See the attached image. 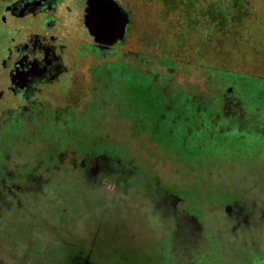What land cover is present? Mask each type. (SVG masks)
Instances as JSON below:
<instances>
[{"label":"rangeland","instance_id":"1","mask_svg":"<svg viewBox=\"0 0 264 264\" xmlns=\"http://www.w3.org/2000/svg\"><path fill=\"white\" fill-rule=\"evenodd\" d=\"M28 1L31 0H22L20 5ZM111 1L117 3L125 16V34L114 42L101 41L109 46L125 39L132 14L127 8L133 12L135 33L139 39L141 33L149 32L151 41L137 40L134 45L120 49L119 55L90 52L81 59L77 70L74 68L72 75L63 81L59 93L44 99L38 113L31 114L24 110L25 116L19 115L23 122L16 128L11 127L12 132L21 137L32 130L38 120H49L50 108L57 113L53 117L55 119H59L60 110H68L78 103L84 110L91 97L90 82L94 65L110 62L113 65L123 63L132 69L139 65L142 80L147 82V77L153 79L149 83V92L159 96L165 104L159 113L163 119L159 124H164L162 133L169 129L170 125H165L168 122H164L169 114L175 112L185 117L182 110H173L177 101L172 95H177L181 101L183 94L189 93L198 104V116L210 110L211 123L215 130L221 132H227L225 121L240 126L247 133L246 142H255L256 149H252L249 155L247 151V156L241 154L240 159L223 156L215 159L214 163L205 161L200 165L193 161L180 162L177 155L172 154L174 158L170 156L160 141L152 143L150 134H141L139 142H146L144 148L139 153L125 154L126 160L123 161L111 154H83L74 147L70 138H66L56 155L55 164L47 166L45 173L53 174L64 166L73 165L85 169L93 186H64V190H60L62 194L58 195V217L55 220L44 215L36 218L38 221L32 227L26 223V217L20 216L22 212L17 211L19 218L14 217L15 220L7 222L4 227L0 225L1 229L6 227L1 230L0 264H88L82 256L71 259L69 249L75 252L83 243L76 237L73 239L74 234L79 237L92 235L90 238L94 242L95 257H103V262L107 261L105 264H123L117 258L124 255H128L126 261L138 258L146 261L145 264H193L191 251L196 254L194 263L201 264L205 260L204 254H197L196 251L208 241L205 239L208 234L204 233L203 225L195 217L178 210L179 199L165 191L159 179L166 187L180 194L194 185H202L206 189L209 185L212 188L209 190L211 200L203 207L206 216V220H203L208 222L217 236L215 239L211 236L209 244L218 243L220 248L222 245L223 258L235 261V257L242 256L248 248L263 251L264 0H120L127 8L116 0ZM172 1L173 5L167 4ZM94 2L96 0H92L93 6ZM92 4L87 26L97 36L93 32L96 18L92 16ZM144 54L150 59L142 60ZM137 60L141 61L137 64ZM244 89L248 97L241 93ZM108 103L107 108L97 114L125 116L124 106ZM173 117L171 115L170 118ZM173 126L174 123L170 129ZM180 129L177 135L181 139L185 137V131L182 125ZM188 129L197 131L198 128L188 124ZM122 134L131 136L128 131ZM199 136L182 142L181 147L187 146L188 150L194 151L201 142V139H197ZM131 143L139 145L137 140ZM201 149L210 152L212 147L204 146ZM177 151H182V148L177 147ZM134 158L149 161L159 177L148 176L134 167L131 163ZM5 170L3 177H9L10 181L0 184V222L1 212L16 207L25 190L39 192L51 178L36 172L23 176L8 167ZM102 173L105 176L98 184L96 180ZM128 175V182L132 186L141 187L136 191L139 199L124 197L125 193H129L124 188L127 181L114 183L113 177L120 180ZM222 192L226 199L221 196ZM72 194H77L78 210H75L74 201L68 202ZM209 194L201 195V200L207 199ZM230 196L234 201L240 200V203L243 198L250 201L246 205L241 203L243 207L233 205L227 210L219 208L230 200ZM65 209L69 212H65ZM162 216L171 219L169 227H175L174 234L168 230ZM30 217L33 218L34 214ZM67 221L72 223L66 224ZM249 227L263 232L249 233ZM61 236L72 237L73 241L58 244L63 241ZM90 238H87L88 244ZM216 256L217 262L219 258ZM240 263L245 264L244 261Z\"/></svg>","mask_w":264,"mask_h":264},{"label":"flooded vegetation","instance_id":"2","mask_svg":"<svg viewBox=\"0 0 264 264\" xmlns=\"http://www.w3.org/2000/svg\"><path fill=\"white\" fill-rule=\"evenodd\" d=\"M116 1L124 6L122 1ZM21 2L22 0H0V114H2L3 119V122L0 123V175L2 176L0 177V184L10 181L9 177H3L6 174L5 168L7 167L11 171L17 170L23 176L31 174L30 172H36L51 178L45 185L46 189L43 187L39 192L25 190L26 192L24 191L21 195L19 203L15 204L16 207L6 208L1 212L0 225H3V227L7 222L15 220L14 217L19 218L20 216L26 217V223L31 226L38 221L36 218L44 215L51 218V220H55L58 217V195L62 194L60 190H64V186H75L76 188L93 186L85 169L73 165L64 166L53 174L45 173L47 166L55 164L56 155L61 151L62 142H65L66 138H70L74 147L83 154L93 156L111 154L114 158L124 161L126 160L124 153H139V148H144L146 142H143L142 147L141 145L139 147L131 141L137 140L138 143L141 134H147L146 131L149 126L153 127L155 125L158 131H163L164 128V124L162 126L159 124L162 119L159 113L165 104L162 103L159 96L153 93L151 95L149 92L151 89L149 83L153 79L147 77L146 84L142 80L143 78L139 76V65L138 68L132 69L127 65H123V63L113 65L110 62H105L100 66L94 65L90 82V86H92L91 97L84 110L81 109L78 103L72 105L68 110H60L59 119H55L53 117L57 113L50 108L51 118L49 120H38L34 128L28 130L21 137L14 134L11 127L16 128L23 122L19 115L24 117V112L38 113L44 99L48 95L54 96L59 93L63 81L72 75L74 68L77 70V66L84 56L92 51H95L98 55L103 52L107 56L113 53L119 55L120 49L125 48L127 45H134L137 40H147L149 42L152 39L149 32L141 33L142 36L139 39V36L135 33L137 31L133 12L125 6L132 13L131 23L127 29L125 39L107 46V43L104 44V42L97 39V36L93 35L87 26V17L91 12L92 0H31L20 5ZM144 55L145 57L142 60L148 57V55ZM140 61L137 60V64ZM128 74H132V79L138 81L140 85L142 83L146 84L143 87L147 90V95L150 98L146 97L148 102L144 101L141 104L148 106L149 109L142 116L137 115L134 109L132 111L129 106L130 103L124 98L129 95V92L124 90L123 87V81L128 77ZM236 87H238V84H236ZM241 93L246 95L245 89ZM136 95L138 94L135 93L133 96ZM189 95V93H184L181 101L177 99V95H172V98L176 97L177 101V104L173 106V108L175 107L173 110H182L185 116L183 117V115L173 111V114H169L167 119H164L167 120L164 122H168L165 125L171 126L174 123L173 129H170L169 126V129L166 130L169 137L176 139L173 143L187 142L193 136L202 135L200 136L202 141L200 148L211 146L214 151H218L219 146L222 145L228 151L227 153L235 152L238 148L233 147L230 140L237 136V138L245 140L248 138L246 131L243 132L240 126H235L229 121L224 122L227 132L215 130L214 125L211 123L210 110L199 113L198 116V104ZM108 102L124 106L125 116L118 117L114 113L111 116L97 114L98 111L107 108ZM171 115L174 117L170 118ZM124 121L127 123L126 126L123 125ZM111 122H116L115 129ZM150 123L153 124L150 125ZM195 123L196 126H194ZM188 124L193 128H198L197 131L189 130ZM180 125L183 126V131H185V137H181V139L177 135L181 132ZM123 127L131 134L129 142L123 141L119 135ZM141 128H147V130L141 133ZM151 142L155 143L154 139H151ZM225 144H228V146L226 147ZM131 163L146 175L159 177L154 171V165L149 161L134 158ZM74 174L77 176H74ZM103 175L105 176L104 173L98 175L96 180L98 184ZM129 177L128 175L125 178H120V180L113 177L114 183L119 181L126 183L127 181L124 188L129 193H125L124 197L139 199L136 191L140 190L141 187L132 186L128 182ZM159 180L165 191L170 192L179 199L178 210L195 217L203 225L202 229L205 231L203 232L208 234L205 238L208 241L204 240L206 241L205 245L198 247L196 251L197 254H204L205 260L201 264H241V261H244L245 264H252L251 260L253 258H255V262L258 261L259 264H264V250L261 251L260 248H248L242 256L235 257V261L230 258H223L222 245L220 248L218 243L209 244L210 239H212L211 236L214 239L217 236L214 229L208 225V222L204 221L206 220L203 212L204 202L198 204L193 200L195 199L193 195L177 193L166 187L161 179ZM44 191H46L45 196ZM190 191L193 190L190 189ZM76 195L72 194L68 202L74 201L75 210H78ZM249 201L243 198L241 203L246 205V202ZM241 203L240 200L234 201L233 197H230L228 202L218 206L227 210L228 207H233V205L243 207ZM151 205L153 204L151 203ZM17 211L22 212V214L18 216ZM24 212L25 214H23ZM65 212H69V210L65 209ZM32 214H34L33 218L30 217ZM163 218L168 230L174 234L176 232L175 227H169L171 219ZM67 223L69 222L67 221ZM5 228L1 229L0 227V238H3L1 230H5ZM207 228L209 229L207 230ZM235 228L233 227V229ZM251 231H254V233L263 232L257 231L256 228H251L249 233ZM77 236L79 237V235ZM72 237L75 239L76 235L74 234ZM72 237L64 238V236H61L63 241L58 242V244L63 243L65 245L66 241H73ZM88 237H76L83 243L80 245L82 247L75 252L67 247L71 253V259L72 257L82 256L87 259L88 264H101L104 259L103 257H95L94 242L90 238L91 242L88 244ZM131 250H129L130 254ZM190 253L194 255L192 262L195 264L196 254L192 251ZM216 255L219 258L217 262ZM126 256L128 255L118 256L117 261L123 264H145L146 262L138 258L126 261ZM174 256L177 257V253L174 252ZM109 259L111 258L109 257ZM106 262H103V264Z\"/></svg>","mask_w":264,"mask_h":264},{"label":"trees","instance_id":"3","mask_svg":"<svg viewBox=\"0 0 264 264\" xmlns=\"http://www.w3.org/2000/svg\"><path fill=\"white\" fill-rule=\"evenodd\" d=\"M167 4L168 5H171V4L173 5L174 2L172 1V3H170V4H169V2H167ZM127 76L128 77L123 81V87H124V90L129 92V95L125 96L124 98H126V101L128 103H130L129 106H130L131 110L132 111L135 110V113L137 115L142 116L143 113H147V111L149 109L148 106L141 104L144 101L148 102V99L146 97L150 98L147 95L145 88L143 87L147 83L145 82L146 84L143 83V84L140 85V83L138 81H135V80L132 79V76H133L132 74H128ZM135 93L138 94V95L133 96V95H135ZM142 97H145V98L141 100L140 98H142ZM153 123H155V122H153ZM111 124L113 125V128L115 129L116 128V122H111ZM152 124L150 123V125H152ZM123 125L126 126L127 123L124 121ZM194 126H196V125L194 124ZM146 130H147V128L146 129L141 128L140 132L142 133V132H144ZM125 131L127 132L128 130L123 127V129H122V131H120L119 135L121 136V139H123V141L129 142L130 137L128 135L122 134ZM146 132H147V134H150V138L154 139V141H160V144L162 145V147L167 148V151H168V153H170V156L173 157L172 154H174V156L177 155V158L179 159L180 162L185 161V162L189 163L190 161H193L195 163L198 162V163H200V165H202V163H204L205 161H208L210 163H214L213 161L215 159H217L219 157L222 158L223 156H227L228 158L231 157V159H234V157H236V159L237 158L240 159V157H242V156H240L241 154L247 156V153H246L247 151H248V155H249V152L252 149H256V147H254L255 146L254 145L255 142H253V143L252 142L250 143L248 141L246 142V139L244 140L242 138H237L238 137L237 136L235 138H232V140H230V141H232L231 145H233V147L236 146V148H238L236 150L237 152L235 151V152H232V153H227L228 151L226 149H224L222 145L219 146L220 149L218 151L217 150L214 151L213 149H210V152L209 151L208 152H203L202 149L199 147L201 145L202 141L199 144H197L198 146H197L196 149H194V151H190V150L187 149V146L181 147L184 142L183 143L177 142V144L173 143L174 140L171 137H169L166 133H164V132L162 133L161 130L158 131V129H156L155 125L153 127L149 126V128H148V130ZM258 136H257V138H258ZM197 139L199 140L200 136ZM191 140H192V138L188 139L187 142H189ZM138 143H139V145H136V146L140 147V145H141V147H142V141L140 140V142H138ZM262 144L264 145L263 142H262ZM225 146L227 147L228 144H225ZM177 147L182 148V151H177ZM141 149L139 148L138 151L140 152ZM237 153H240V154H237ZM125 154H127V153H124V156H125ZM232 154L234 156H232ZM235 154H237V155H235ZM207 186H208L207 187L208 191L205 188V186L194 185L193 188H192L193 191H190V190L185 191L184 190L182 193L183 194H188V195H193L195 197V199H193V200H195L196 203L199 204L200 202L201 203L204 202L203 204L206 205V204H208V200L209 201L211 200V197H210L211 196V191H209V190H212V188L209 185H207ZM204 193H210V194L207 196V199H204L202 201L200 196L203 195ZM229 195H230V192H229ZM221 196H225V198H227V196L224 195V192L221 193ZM196 198H198V199H196ZM67 224H71V223L69 222ZM76 237L78 238L77 234H76ZM251 262H252V264H259L258 261L255 262V258H253L251 260Z\"/></svg>","mask_w":264,"mask_h":264},{"label":"water","instance_id":"4","mask_svg":"<svg viewBox=\"0 0 264 264\" xmlns=\"http://www.w3.org/2000/svg\"><path fill=\"white\" fill-rule=\"evenodd\" d=\"M92 12V16L96 18L93 32L97 34L99 40L114 42L125 34V16L119 10L117 3L111 0H96Z\"/></svg>","mask_w":264,"mask_h":264}]
</instances>
